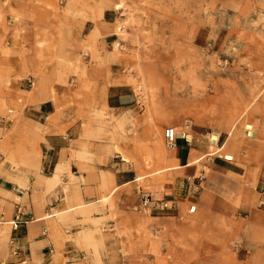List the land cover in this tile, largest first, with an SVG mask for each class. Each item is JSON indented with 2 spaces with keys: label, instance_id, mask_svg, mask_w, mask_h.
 I'll return each mask as SVG.
<instances>
[{
  "label": "rangeland",
  "instance_id": "obj_1",
  "mask_svg": "<svg viewBox=\"0 0 264 264\" xmlns=\"http://www.w3.org/2000/svg\"><path fill=\"white\" fill-rule=\"evenodd\" d=\"M15 3L30 5L36 30L46 22L50 29H44L56 38L52 56L41 63L50 72L45 84L52 91L46 96L61 105L50 121L63 117L75 140L76 118L83 120L80 141L69 147L85 154L72 159L91 164L112 158L124 165L132 180L127 190L135 199L126 209L135 217L121 219L108 233L101 221H93L96 231L86 230L81 241L92 249L84 261L55 264H97L103 254L125 264H264V215L227 210L225 194L235 197L239 191L222 182L234 174L220 163L232 157L228 165L244 173L243 183L241 177L234 180L244 185L238 202L246 196L254 210L264 213V0H0V23L4 9ZM111 11L118 12L116 33L129 48L115 57L124 59L125 83L135 95L133 111L124 115L109 113L98 88L100 73L116 59L102 58V35L83 28L89 21L97 26ZM81 35L82 43L71 39ZM64 37L65 43L57 39ZM7 107L0 112V124L5 123L0 136L6 141L15 116ZM166 129L178 134L175 147L184 142L204 150L193 180L171 161L175 147H168ZM213 136L218 137L215 145ZM2 145L5 165H17L11 145ZM139 190L155 200H174L181 215L140 212ZM113 191L99 205L78 203L69 213L53 212L52 221H75L108 207L111 220L119 222ZM48 192L54 195L55 187ZM10 230L4 227L3 242L9 241ZM106 246L114 250L102 253Z\"/></svg>",
  "mask_w": 264,
  "mask_h": 264
},
{
  "label": "crops",
  "instance_id": "obj_2",
  "mask_svg": "<svg viewBox=\"0 0 264 264\" xmlns=\"http://www.w3.org/2000/svg\"><path fill=\"white\" fill-rule=\"evenodd\" d=\"M17 14L21 15V19H17ZM4 17L5 21L0 23V112H4L8 109L7 106L11 105L15 116L11 126L12 137L6 141L3 135L0 136V145L4 144L2 148L6 144L11 145L17 165H5V155L0 153V264L81 262L86 259L87 252L92 253V249H87L81 241L85 240L86 230L96 231L93 221H101L102 228L108 233L117 227L121 219L135 217L134 213L126 211L135 202L133 195L127 190V186L132 183L130 170L123 169L122 164H115L112 158L105 163L95 161L91 164L72 159L73 154L76 156L85 154L79 148L72 150L69 147L70 142L80 141L83 120L76 118L75 140L70 138L73 127L65 128L66 120L63 117L55 119L54 122L50 121L61 105L51 99V95L46 96V92L52 91L51 84L47 83L48 86L45 84L50 72H46V68L41 63L52 56L51 44L56 38L50 35L51 30H45L50 29V26L46 27V22L42 23L45 29L36 30V21L30 5L26 9L25 5L15 3L11 9H4ZM118 21V12L111 11L103 14L97 26L89 21L83 28L91 27L92 32L97 29L102 35L99 39L98 50L101 51L99 54L108 61L116 59L109 65L107 63L104 71L100 73L104 78L98 80V88L102 94H105L102 100L105 103L103 106H107L109 113L124 115L133 111L135 95L131 87L125 83L124 59L118 61V57H115L116 52L123 53V48L129 49L128 45L121 42L117 36ZM82 37V35L72 36L71 39L82 43ZM57 39L63 43L66 41V37L62 40ZM117 43H120L118 51L115 50ZM77 48L81 50L80 45ZM55 88L61 90L57 86ZM4 125L5 123H2L0 127H5ZM39 127L42 128V132L38 131ZM25 129L28 130L27 136H23ZM185 138L189 139V137ZM211 143L215 145L218 141L214 143L211 139ZM203 152L202 149H195L180 142L171 153L170 159L179 165V169L184 170L185 178L191 181L199 170L195 164L202 160L196 159ZM98 154L100 153L94 155ZM230 160L232 157L226 156L225 161L220 163L234 174L235 179L229 177L222 182L240 192L244 187L242 184L244 173L240 172V169L230 167L228 165ZM37 171L39 172L37 175H31L32 172ZM238 177L242 178V183L234 181ZM184 183L190 189L189 181ZM54 187L56 192L52 195L48 189ZM111 191L113 192L110 199L115 203L116 210L121 216L119 222L111 220L108 207L105 209L99 207L101 209L99 213H93L89 217H76L75 221L67 220L61 223L52 221L56 217L52 215L53 212L58 215L69 213L80 203H86L87 206L99 205L100 198ZM139 192L140 190L137 198L140 203ZM239 192L235 194L230 192L236 198L225 194L228 202L227 210L235 209L236 214L251 210L252 218L264 215L263 212L260 213L259 210L251 207L246 196L241 197L238 202ZM177 195L176 192L172 193L175 199ZM153 200L169 202L170 209L165 211L172 216L181 215L180 208L177 207L179 203L174 200L166 201L164 198L162 200L153 198ZM136 209L146 214L158 210ZM17 217L21 221L12 224ZM5 226H11V230L7 233L9 238L7 242L1 239ZM57 227L56 232H53ZM106 248L101 252L114 250L110 246ZM122 263L123 259L113 263L110 257H105L103 254L97 264Z\"/></svg>",
  "mask_w": 264,
  "mask_h": 264
},
{
  "label": "built area",
  "instance_id": "obj_3",
  "mask_svg": "<svg viewBox=\"0 0 264 264\" xmlns=\"http://www.w3.org/2000/svg\"><path fill=\"white\" fill-rule=\"evenodd\" d=\"M164 137L166 140V143L168 145V147H175L176 146V142L178 139V134L175 132L174 129H166L165 133H164ZM139 197H140V203L138 208L142 209V210H154V209H160L162 211L165 210H169L170 206H169V202H157L154 201L152 196L149 193H145L140 191L139 192ZM195 207L191 208V212H195ZM21 219L19 217H17L16 221L13 222L12 224H16L17 222H20Z\"/></svg>",
  "mask_w": 264,
  "mask_h": 264
},
{
  "label": "bare ground",
  "instance_id": "obj_4",
  "mask_svg": "<svg viewBox=\"0 0 264 264\" xmlns=\"http://www.w3.org/2000/svg\"><path fill=\"white\" fill-rule=\"evenodd\" d=\"M217 141H218V137L217 136H213L212 142L216 143Z\"/></svg>",
  "mask_w": 264,
  "mask_h": 264
}]
</instances>
